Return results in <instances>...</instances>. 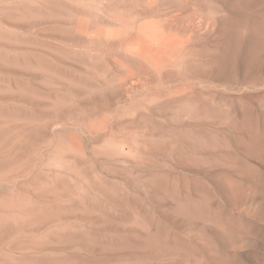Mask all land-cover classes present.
Listing matches in <instances>:
<instances>
[{
    "label": "rangeland",
    "instance_id": "obj_1",
    "mask_svg": "<svg viewBox=\"0 0 264 264\" xmlns=\"http://www.w3.org/2000/svg\"><path fill=\"white\" fill-rule=\"evenodd\" d=\"M0 264H264V0H0Z\"/></svg>",
    "mask_w": 264,
    "mask_h": 264
},
{
    "label": "bare ground",
    "instance_id": "obj_2",
    "mask_svg": "<svg viewBox=\"0 0 264 264\" xmlns=\"http://www.w3.org/2000/svg\"><path fill=\"white\" fill-rule=\"evenodd\" d=\"M134 41H136L135 39H134ZM137 42V41H136Z\"/></svg>",
    "mask_w": 264,
    "mask_h": 264
}]
</instances>
